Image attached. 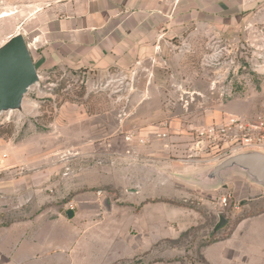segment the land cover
I'll return each instance as SVG.
<instances>
[{
	"label": "rangeland",
	"instance_id": "rangeland-1",
	"mask_svg": "<svg viewBox=\"0 0 264 264\" xmlns=\"http://www.w3.org/2000/svg\"><path fill=\"white\" fill-rule=\"evenodd\" d=\"M57 1L0 0V48L21 35L39 76L0 112V260L25 233L10 223L60 216L86 240L95 224L115 242L128 234L144 262L209 264L205 248L222 242L206 253L215 264H264V186L237 167L214 174L230 155L206 135L264 116V0H176L153 54L106 71L41 64L39 14ZM251 151L264 153H238ZM88 245L79 264L98 257Z\"/></svg>",
	"mask_w": 264,
	"mask_h": 264
},
{
	"label": "crops",
	"instance_id": "crops-1",
	"mask_svg": "<svg viewBox=\"0 0 264 264\" xmlns=\"http://www.w3.org/2000/svg\"><path fill=\"white\" fill-rule=\"evenodd\" d=\"M25 1L28 6L34 4V0ZM176 6V0H68L62 4L58 0L39 14L47 17L39 35L42 40L41 64L71 70L130 69L138 59L153 54L160 25L175 21ZM156 199H147L142 206L149 202L162 203ZM54 219L36 229L33 219L12 222L2 228L10 230L22 225L25 233L22 239L11 233L7 240L4 239L1 249L8 246V254H1L4 257L0 264H79L76 255L80 247L87 244L100 249L94 264H130L133 259H137L136 264H156L154 260L144 262L138 258L144 249L141 244L130 246L128 234L115 242L106 226L95 224L90 226L99 231V238L94 241V234L91 240H86L82 238L81 225L65 224L60 216ZM211 246L205 248L206 253ZM206 253L207 262L215 264Z\"/></svg>",
	"mask_w": 264,
	"mask_h": 264
},
{
	"label": "water",
	"instance_id": "water-1",
	"mask_svg": "<svg viewBox=\"0 0 264 264\" xmlns=\"http://www.w3.org/2000/svg\"><path fill=\"white\" fill-rule=\"evenodd\" d=\"M38 80L24 38L21 35L12 36L0 48V112L18 110L23 96ZM230 167L245 171L255 182L264 186V153L251 151L231 155L214 168V174ZM225 222L221 218L219 226Z\"/></svg>",
	"mask_w": 264,
	"mask_h": 264
},
{
	"label": "built area",
	"instance_id": "built-area-1",
	"mask_svg": "<svg viewBox=\"0 0 264 264\" xmlns=\"http://www.w3.org/2000/svg\"><path fill=\"white\" fill-rule=\"evenodd\" d=\"M206 135L222 157L244 150H264V116L255 122L229 117L222 125L207 130Z\"/></svg>",
	"mask_w": 264,
	"mask_h": 264
},
{
	"label": "trees",
	"instance_id": "trees-1",
	"mask_svg": "<svg viewBox=\"0 0 264 264\" xmlns=\"http://www.w3.org/2000/svg\"><path fill=\"white\" fill-rule=\"evenodd\" d=\"M156 202H158V200H155Z\"/></svg>",
	"mask_w": 264,
	"mask_h": 264
}]
</instances>
